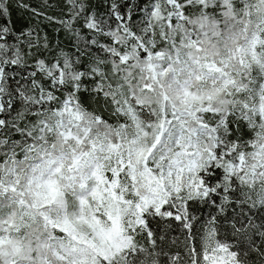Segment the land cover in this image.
<instances>
[{
  "label": "snow or ice",
  "instance_id": "snow-or-ice-1",
  "mask_svg": "<svg viewBox=\"0 0 264 264\" xmlns=\"http://www.w3.org/2000/svg\"><path fill=\"white\" fill-rule=\"evenodd\" d=\"M0 264H264V0H0Z\"/></svg>",
  "mask_w": 264,
  "mask_h": 264
}]
</instances>
